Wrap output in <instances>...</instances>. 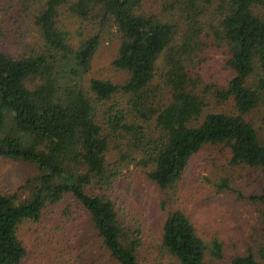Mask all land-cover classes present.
Segmentation results:
<instances>
[{"label":"trees","instance_id":"trees-1","mask_svg":"<svg viewBox=\"0 0 264 264\" xmlns=\"http://www.w3.org/2000/svg\"><path fill=\"white\" fill-rule=\"evenodd\" d=\"M169 1L164 10L178 13L163 19L142 11L145 0H0V10L33 12L38 30L32 43L14 52L0 42V157L35 166L23 195L0 189V264L23 261L24 225L68 195L90 215L101 264H144L146 228L125 214L116 189L123 162L137 153L143 166L136 167L168 190L210 145H223L233 166L260 177L251 193L228 178L216 183L262 215L259 249L232 257L231 264H264V119L258 127L252 116L264 109V0ZM63 10L101 28L117 27L112 63L127 73L124 83L92 74L101 34L81 32L74 39L61 21ZM207 50L221 51L226 76L213 94L230 110L212 109L194 79ZM118 140L128 149L111 163ZM167 202L160 250L176 264L222 259L224 242L208 240L184 207Z\"/></svg>","mask_w":264,"mask_h":264},{"label":"rangeland","instance_id":"rangeland-1","mask_svg":"<svg viewBox=\"0 0 264 264\" xmlns=\"http://www.w3.org/2000/svg\"><path fill=\"white\" fill-rule=\"evenodd\" d=\"M165 3L166 0H145L142 11L163 19L176 16L177 10H164ZM19 11L0 10V42L13 52L25 47L28 42L32 43L38 32L33 23L34 13L20 14ZM60 18L74 39H79L81 32L84 35L101 34V45L91 70L93 75L111 79L118 84L126 81L127 73L112 63L120 45L119 31L114 24L101 28L99 24L83 20L69 10H63ZM201 58L202 69L194 74L199 89L209 95L212 109L230 110L227 101L220 103L213 94L221 88L226 76L221 63V51L207 50ZM163 61L164 56L159 61L162 64L158 68L161 74ZM231 108L233 110V106ZM252 116L260 127L264 109L259 117L255 114ZM116 145L121 149L115 148ZM112 146L111 163L119 162L121 152L128 149L126 142L118 140ZM129 160L123 162V181L116 189L126 202L125 214L135 217L134 220L146 228L148 248L144 256L149 259L144 264H176L168 253L160 250V243H157L165 213L162 202L165 201H168L169 208L184 207L208 240L219 237L224 242L225 255L222 259L214 260L213 264H231L232 257L245 254L250 248L255 251L259 249L263 227L260 211L256 206L236 199L234 192L220 191L216 181L220 183L221 178H228L234 188L251 193L260 177L254 169L233 166L223 145L203 148L191 160L182 180L168 190L159 188L143 174L141 167H136L143 166L138 162L137 153ZM34 172L35 166L31 164L0 157V189L23 195L25 182ZM20 236L27 247L26 257L20 264H93V259L97 257V264L104 262L99 255L103 250L90 215L71 195L65 196L57 205L48 207L40 220L28 221ZM66 248V253H60Z\"/></svg>","mask_w":264,"mask_h":264}]
</instances>
